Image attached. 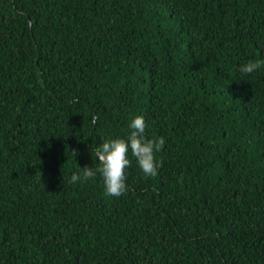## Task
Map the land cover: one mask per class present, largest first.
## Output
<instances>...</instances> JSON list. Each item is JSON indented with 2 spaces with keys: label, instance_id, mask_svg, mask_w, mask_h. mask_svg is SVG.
I'll return each instance as SVG.
<instances>
[{
  "label": "trees",
  "instance_id": "1",
  "mask_svg": "<svg viewBox=\"0 0 264 264\" xmlns=\"http://www.w3.org/2000/svg\"><path fill=\"white\" fill-rule=\"evenodd\" d=\"M249 60L264 0H0V264H264ZM137 115L165 138L158 174L129 151L128 190L106 196L81 169Z\"/></svg>",
  "mask_w": 264,
  "mask_h": 264
},
{
  "label": "clouds",
  "instance_id": "2",
  "mask_svg": "<svg viewBox=\"0 0 264 264\" xmlns=\"http://www.w3.org/2000/svg\"><path fill=\"white\" fill-rule=\"evenodd\" d=\"M264 66V60H249L240 65L239 71L243 74H251L258 68ZM130 133L126 138L104 139L94 152L98 162L97 167L85 166L80 168L83 180H90L100 175L104 193L110 197H120L128 189L126 184L125 169L130 166L129 151L135 157L137 166L145 177H156L159 162L156 153L161 151L165 145V138H148L146 136V122L142 115L134 116L129 123ZM75 154V153H74ZM81 180V175L73 173L70 183Z\"/></svg>",
  "mask_w": 264,
  "mask_h": 264
}]
</instances>
